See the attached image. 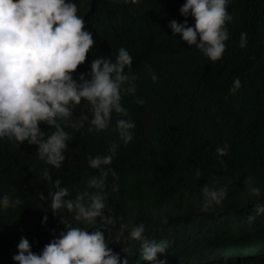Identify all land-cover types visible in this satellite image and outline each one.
I'll return each mask as SVG.
<instances>
[{
    "label": "trees",
    "instance_id": "obj_1",
    "mask_svg": "<svg viewBox=\"0 0 264 264\" xmlns=\"http://www.w3.org/2000/svg\"><path fill=\"white\" fill-rule=\"evenodd\" d=\"M185 2L155 0L153 13L163 10L167 20H187L194 25L195 17H186L180 10ZM75 3L95 41L86 62L77 69L89 78L94 58L111 55L115 60L121 47L132 50L136 37L143 33L139 37L143 43L144 35L150 38L154 31L149 15L135 14L128 0ZM227 8L234 18L227 23L232 25L234 42L222 58H209L211 66L196 67L191 62V51L180 47L191 78L214 81V94L199 92L193 79L184 76L175 82V89L181 103L189 104L172 109L170 102L174 105V101L164 100L159 91L169 97L167 71L146 66L148 53L142 51L140 62L147 69L141 65L135 68L145 105H133L140 84H136L135 94H126L122 99L128 109L126 118L135 122L131 141L120 137L116 121L123 114L114 111L108 128L87 129L69 138L60 167L42 160L38 145L7 138L0 142V199L10 195L13 200H21L15 207H0V264H18L14 255L21 237H27L33 251L39 253L67 230L51 207L48 193L52 185L43 170L51 169L53 181L61 179V186L69 189V198L86 189L95 191L89 188L88 180L100 170L90 165L89 158L108 153L113 143L118 144L117 151L111 164L104 167L114 169L118 178L109 173L104 189L105 212L115 214L118 222L107 225L98 218L95 224H82L66 208L59 210L60 215L69 216L74 226L89 230L102 227L106 238L111 236L110 247L122 258L127 257L129 264L140 259L141 241L132 239L131 229L122 225L141 222L147 226L149 238L169 240L168 252L159 254L168 264H264V214H256V219L249 221L256 204L264 201V0H229ZM165 29L164 43L176 39L174 35L183 39L171 27ZM245 31L247 44L242 47L241 34ZM209 68V73L203 71ZM233 70L239 71L241 79V87L233 95L235 101L222 96L215 81ZM153 72L158 76L156 81ZM148 86L159 88L154 92L152 108L146 97ZM41 128L49 134L53 131L43 122ZM218 146L228 149L222 158L216 151ZM248 176L261 188L260 195L251 192ZM114 183L119 185L118 190L113 188ZM206 183L227 188L223 201L209 210L202 206V186ZM40 192L48 199H42ZM45 215L49 217L47 223ZM140 264L149 262L140 260Z\"/></svg>",
    "mask_w": 264,
    "mask_h": 264
},
{
    "label": "clouds",
    "instance_id": "obj_2",
    "mask_svg": "<svg viewBox=\"0 0 264 264\" xmlns=\"http://www.w3.org/2000/svg\"><path fill=\"white\" fill-rule=\"evenodd\" d=\"M128 1L135 14L149 15V25L154 26L151 37L144 35L141 43L142 33L135 39L136 47L132 50L121 47L115 60L111 55L94 58L89 78L77 69L86 62L95 41L93 33L85 28L84 17L78 15L75 0H0V142L7 138L38 145L39 157L60 167L65 160L69 138L87 129L108 128L114 111L123 114L116 121L120 137L125 142L131 141L135 122L126 118L128 109L122 99L126 94H135L136 84H140L133 105L140 108L145 105L143 86L135 68L139 65L163 69L170 80L169 97L159 88L148 86L146 97L150 108L154 106L157 90L164 100L174 101V105L170 102L172 109L188 106L189 101L181 103V95L175 89L177 80L184 76L191 78L188 66L182 61L180 47L183 45L191 51V62L196 67L211 66L209 58H222L234 42L232 25L227 24L234 19L227 8L229 0H186L180 10L186 17H195L194 25L187 20L183 23L167 20L163 10L154 14L152 4L155 0ZM167 26L183 39L174 35L176 39L170 38L171 42L164 43L166 35L162 34ZM247 37L246 31L241 34L242 47L246 46ZM142 51L148 53L145 65L140 62ZM211 70L203 69L207 73ZM152 79L158 80L154 72ZM193 81L199 92L214 94V81L203 78ZM215 81L221 95L235 101L234 92L241 87L239 71L228 72ZM42 122L53 127L50 134L42 130ZM117 148L118 144L113 143L108 153L90 156V165L100 170L99 175L88 180L89 188L95 191L86 189L75 198H69V189L61 186V179L53 181L51 169L43 170V176L52 185L48 193L51 207L67 230L47 243L39 253L33 251L27 237H21L19 251L14 255L18 264H129L127 257L122 258L110 247L111 236L106 238L102 227L89 230V227L74 226L69 216L59 214L60 209L66 208L74 213L77 221L87 225L97 223L98 218L107 225L118 222L115 214L109 216L105 212L104 191L110 172L118 178L114 169L104 167L111 164ZM227 150L223 146L216 149L221 158ZM196 175L200 176L201 172L197 170ZM246 182L251 192L260 195L261 188L252 182L251 176ZM113 188L118 190L119 185L114 183ZM202 192L203 209L209 210L223 201L227 188L206 183ZM40 196L48 199L43 192ZM20 203L19 197L13 200L10 195L0 199V207L4 209ZM255 208L256 212L249 216L250 222L256 219V214H264V201L258 202ZM48 219L45 215L44 223ZM122 227L130 228L131 238L141 241V256L136 264H140V260L149 264H168L167 259L159 258V254L168 252L170 242L167 238H149L143 222L124 223Z\"/></svg>",
    "mask_w": 264,
    "mask_h": 264
}]
</instances>
